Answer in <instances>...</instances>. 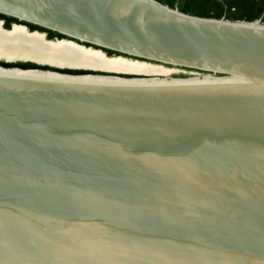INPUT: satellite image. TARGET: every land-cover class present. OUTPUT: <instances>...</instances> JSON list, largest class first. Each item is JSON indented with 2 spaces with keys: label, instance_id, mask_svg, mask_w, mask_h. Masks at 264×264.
I'll use <instances>...</instances> for the list:
<instances>
[{
  "label": "water",
  "instance_id": "1",
  "mask_svg": "<svg viewBox=\"0 0 264 264\" xmlns=\"http://www.w3.org/2000/svg\"><path fill=\"white\" fill-rule=\"evenodd\" d=\"M0 14L211 74L0 66V264H264L262 20L158 0H0Z\"/></svg>",
  "mask_w": 264,
  "mask_h": 264
},
{
  "label": "bare ground",
  "instance_id": "2",
  "mask_svg": "<svg viewBox=\"0 0 264 264\" xmlns=\"http://www.w3.org/2000/svg\"><path fill=\"white\" fill-rule=\"evenodd\" d=\"M106 55V54H105ZM104 53L87 50L71 43H48L42 36L28 34L22 28L4 32L0 27V57L25 58L58 65L83 66L122 74H162L165 69L122 57H107Z\"/></svg>",
  "mask_w": 264,
  "mask_h": 264
},
{
  "label": "trees",
  "instance_id": "3",
  "mask_svg": "<svg viewBox=\"0 0 264 264\" xmlns=\"http://www.w3.org/2000/svg\"><path fill=\"white\" fill-rule=\"evenodd\" d=\"M165 5H169L172 8H179L180 11L203 18H225L231 21H247L253 22L258 19H262L264 22V0H158ZM32 30H40L43 32H49L51 36L49 39H65L58 32H54L34 24H30ZM0 66L11 68L18 67L21 69H43L53 70L65 74H103L88 70H75V69H59L50 67L47 65H38L32 62H5L0 61ZM190 70V69H188Z\"/></svg>",
  "mask_w": 264,
  "mask_h": 264
},
{
  "label": "rangeland",
  "instance_id": "4",
  "mask_svg": "<svg viewBox=\"0 0 264 264\" xmlns=\"http://www.w3.org/2000/svg\"><path fill=\"white\" fill-rule=\"evenodd\" d=\"M64 40L71 41V42L73 41V40H70V39H64ZM73 42H75V43H77V44H79L81 46H84L85 48H89L91 50L100 52L102 54L103 53L107 54L104 50L98 49V48H96L94 46L84 45V44H81V43H79L77 41H73ZM1 57H2V60H4L6 58L4 56H1ZM107 57H108V54H107ZM111 57H122V58H125V59L140 61L139 59H135V58H131V57L128 58V57H124L122 55L121 56H119V55L109 56V58H111ZM6 59H8L9 61H18V60L30 61V59H22V58H17V59L6 58ZM35 62H38V63H41V64H48L49 63V62H41V61H35ZM140 62L151 64V65H154V66H157V67H161V68L165 69L166 73H162V74H138L139 77H144L142 75H152L151 78L152 77H156V78H165V79H184V78L204 77V76H210L211 75L209 73L195 71V70H188V69L179 68V67H173V66L172 67H167L166 65H162V64H158V63H152V62L150 63V62H146V61L145 62L144 61H140ZM49 64H53V63H49ZM53 65H57V66H60V67L84 69L83 66H70V65H58V64H53ZM87 69H90V68H87ZM108 72H114V71H108ZM116 73L122 74L120 72H116Z\"/></svg>",
  "mask_w": 264,
  "mask_h": 264
},
{
  "label": "flooded vegetation",
  "instance_id": "5",
  "mask_svg": "<svg viewBox=\"0 0 264 264\" xmlns=\"http://www.w3.org/2000/svg\"><path fill=\"white\" fill-rule=\"evenodd\" d=\"M258 20H262V19H258ZM263 22V20H262ZM0 27L1 29L4 31V32H12L15 28H22L24 30H27L29 33H33L35 31H38L40 33H44L46 35V38L48 40H57L58 38H54V39H49V36H51V34L49 32H43V31H40V30H32V26L29 25L28 23L26 22H23V21H20L18 19H15L13 17H10V16H7V15H3V14H0ZM65 39H70V38H65ZM71 40V39H70ZM84 45H88V44H84ZM90 46V45H89ZM97 48V47H96ZM104 50L108 56H114V55H119V56H124V57H128L130 58L129 56L127 55H123L121 53H117V52H114V51H110V50H106V49H102ZM136 59V58H135ZM140 61H144L145 60H142V59H139ZM146 62H150V61H146ZM151 63V62H150ZM152 63H155V62H152ZM159 64V63H158ZM167 66V65H166ZM167 67H172V66H167Z\"/></svg>",
  "mask_w": 264,
  "mask_h": 264
}]
</instances>
